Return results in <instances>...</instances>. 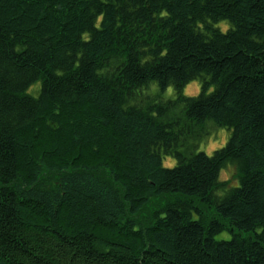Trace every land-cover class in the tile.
<instances>
[{"label":"trees","instance_id":"trees-1","mask_svg":"<svg viewBox=\"0 0 264 264\" xmlns=\"http://www.w3.org/2000/svg\"><path fill=\"white\" fill-rule=\"evenodd\" d=\"M0 264H264V0H0Z\"/></svg>","mask_w":264,"mask_h":264},{"label":"rangeland","instance_id":"rangeland-1","mask_svg":"<svg viewBox=\"0 0 264 264\" xmlns=\"http://www.w3.org/2000/svg\"><path fill=\"white\" fill-rule=\"evenodd\" d=\"M36 87H33L30 89L31 92L35 91ZM157 92V90H156ZM183 96L186 97H194L199 94V85L198 83H191L187 85L181 92ZM175 97V92L172 89H168L165 93L161 95V98L163 100H169L173 99ZM215 129V128H213ZM208 129V135L205 137V139L199 143L198 151L203 152L206 155H211L214 151L222 148L225 143L228 140L229 133L226 130H219V129ZM169 162H173L172 159H164L163 165L164 167H169L167 164ZM174 163L172 164L173 167ZM234 176H235V170L232 167H227L224 169L220 174L221 180H230L232 183H234ZM234 186L237 185L236 183L233 184ZM216 241H228L230 240V234L228 233H222L220 235H217L215 237Z\"/></svg>","mask_w":264,"mask_h":264},{"label":"clouds","instance_id":"clouds-1","mask_svg":"<svg viewBox=\"0 0 264 264\" xmlns=\"http://www.w3.org/2000/svg\"><path fill=\"white\" fill-rule=\"evenodd\" d=\"M163 14V13H162ZM174 163V161L173 162H169L168 164H167V166H172V164Z\"/></svg>","mask_w":264,"mask_h":264}]
</instances>
